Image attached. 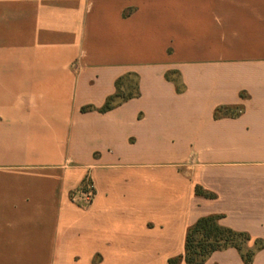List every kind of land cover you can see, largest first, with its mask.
Here are the masks:
<instances>
[{
  "label": "crops",
  "instance_id": "1",
  "mask_svg": "<svg viewBox=\"0 0 264 264\" xmlns=\"http://www.w3.org/2000/svg\"><path fill=\"white\" fill-rule=\"evenodd\" d=\"M210 215L264 241V0H0V264H168Z\"/></svg>",
  "mask_w": 264,
  "mask_h": 264
},
{
  "label": "trees",
  "instance_id": "2",
  "mask_svg": "<svg viewBox=\"0 0 264 264\" xmlns=\"http://www.w3.org/2000/svg\"><path fill=\"white\" fill-rule=\"evenodd\" d=\"M130 79H134L135 82H133L134 80L130 82ZM139 97L140 90L137 77L135 75L123 77L117 81L116 93L106 100L102 108L85 107L83 112L97 110L100 113H106L129 100ZM242 112V107L218 108L215 117L221 118L223 115H228V113H231L232 116H238ZM196 194L209 199L215 197L200 187L196 188ZM221 218L220 215L200 218L187 231L183 256L170 259L168 264H204L213 253L229 248L236 249L245 264H252L257 252L264 249V241L256 240L254 246L251 247L252 239L249 234L236 232L221 226Z\"/></svg>",
  "mask_w": 264,
  "mask_h": 264
},
{
  "label": "built area",
  "instance_id": "3",
  "mask_svg": "<svg viewBox=\"0 0 264 264\" xmlns=\"http://www.w3.org/2000/svg\"><path fill=\"white\" fill-rule=\"evenodd\" d=\"M94 196V187L92 183L88 181L82 190L75 193L73 199L80 202L82 207H87L92 204Z\"/></svg>",
  "mask_w": 264,
  "mask_h": 264
},
{
  "label": "rangeland",
  "instance_id": "4",
  "mask_svg": "<svg viewBox=\"0 0 264 264\" xmlns=\"http://www.w3.org/2000/svg\"><path fill=\"white\" fill-rule=\"evenodd\" d=\"M132 80H134V79H130V82H132ZM133 82H135V80L133 81ZM128 84H131V83H128ZM126 89V88H125ZM127 90V89H126Z\"/></svg>",
  "mask_w": 264,
  "mask_h": 264
}]
</instances>
